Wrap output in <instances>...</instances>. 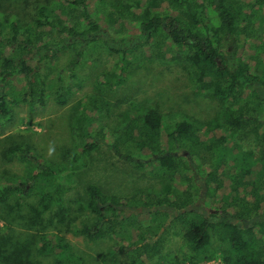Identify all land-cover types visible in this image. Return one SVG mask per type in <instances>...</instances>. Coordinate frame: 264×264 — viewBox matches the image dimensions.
Masks as SVG:
<instances>
[{
  "label": "trees",
  "instance_id": "trees-1",
  "mask_svg": "<svg viewBox=\"0 0 264 264\" xmlns=\"http://www.w3.org/2000/svg\"><path fill=\"white\" fill-rule=\"evenodd\" d=\"M31 4L33 12L26 20L16 14L0 19V119L9 116L10 106L15 104L42 108L49 80L43 67L53 65L68 51L67 83L62 69L55 73L54 85L56 100L64 103V93L80 85L77 69L86 46L96 41L126 64L127 54L164 60L173 49L191 66L199 90L210 91L228 103L221 134L212 132L205 139L186 122L163 128L162 117L154 110L126 127L123 150L127 152L120 157L141 165L154 164L170 182V190L159 195L141 193L128 200L104 196L88 184L86 208L96 215V223L72 226V234L88 241L127 240L128 245L118 250L127 254L129 264H196L217 256L227 264H264V122L257 117L264 107V42L253 46L254 72L247 49L258 28L264 30V0H144L141 7L135 1L112 4L107 0H33ZM104 27L118 38L108 36ZM127 30V36H120ZM142 48L147 56L138 52ZM238 51L244 57H236L235 62ZM259 68L261 75L256 72ZM15 81L21 84L18 88ZM246 90H250L249 96ZM246 131L253 139L251 153L240 144ZM119 145L111 147L116 155ZM96 146L94 142L85 144L81 154ZM132 146L149 158H132ZM173 148L185 149L188 157L177 155ZM6 152L34 165L28 176L32 184L39 178L56 181L53 164L29 156L28 148L12 146L4 156ZM197 175L204 183L200 194ZM26 184H3L1 189L5 194H26ZM198 201L220 214L206 217L191 211ZM125 207L133 213H125ZM154 215L157 220L149 221ZM233 219L251 223L240 226ZM173 226L183 230L187 252L182 256L161 254L160 233ZM8 241L6 236L0 237V254L4 253L0 264H21V250L11 251L12 244L7 249ZM55 248L61 259L82 264L62 236L55 243L44 236L38 251Z\"/></svg>",
  "mask_w": 264,
  "mask_h": 264
},
{
  "label": "rangeland",
  "instance_id": "rangeland-1",
  "mask_svg": "<svg viewBox=\"0 0 264 264\" xmlns=\"http://www.w3.org/2000/svg\"><path fill=\"white\" fill-rule=\"evenodd\" d=\"M32 1L0 0V19L5 16L12 18L15 14L20 20L28 19L33 12ZM107 1L112 4L135 1L137 5L141 3V7L144 0ZM104 28L108 36L118 38L107 27ZM129 31L122 32L120 36H127ZM259 42H264V30L261 28H258L257 37L252 36L248 42L253 72L256 63L253 46ZM138 52L147 56L144 48ZM70 55L71 52H64L56 63L43 67L49 80L42 108L33 110L26 104H15L10 106V115L0 119V237L9 239L7 249L11 250L12 244L14 250L11 251L21 250V264H74L61 259L58 248L40 253L39 245L44 236L53 243L57 236L64 237L82 264H129L127 254L118 250L128 245L127 240L107 237L88 241L82 235L72 234V226L96 223V215L86 208V186L92 184L104 196L114 195L128 200L141 193H166L171 184L157 172L154 164L141 165L120 157L127 152L123 150L126 127L137 124L143 114L154 110L162 117L163 128L186 122L205 139L212 132L213 135L221 134L228 103L210 91L199 90L191 66L173 49L168 51L164 60L143 56L134 58L127 54L126 64L101 41L86 46L77 69L80 85L73 87L69 94L64 93V103H60L54 94L55 73L63 69L62 79L64 84L67 83L68 73L64 68ZM236 57L242 60L243 52L238 51ZM261 61L264 62V55ZM256 72L261 75L262 69ZM106 74L111 75L106 77ZM14 83L17 88L21 85ZM249 91L246 90L245 94L250 95ZM257 117L264 122V107ZM241 138L242 148L251 153V133L246 131ZM93 142L97 144L96 148L81 154L85 144ZM117 142L120 144L118 155L111 148ZM12 146L28 148L29 156L53 164L56 181L49 179L45 182L39 178L32 184L28 176L34 165L31 167L28 162L8 152L3 155ZM129 151L134 159L149 158L146 152L134 146ZM173 151L188 157L185 149L173 148ZM196 181L200 194L201 190L204 192L202 177L197 175ZM19 182H25L28 193L2 192L3 184ZM123 210L128 215L133 213L131 208ZM190 210L206 217L220 214L205 209L203 202ZM155 219L157 216L154 215L149 221ZM160 234L163 240L161 254L182 256L187 252L181 228L173 226Z\"/></svg>",
  "mask_w": 264,
  "mask_h": 264
},
{
  "label": "built area",
  "instance_id": "built-area-1",
  "mask_svg": "<svg viewBox=\"0 0 264 264\" xmlns=\"http://www.w3.org/2000/svg\"><path fill=\"white\" fill-rule=\"evenodd\" d=\"M180 264H194V263L182 262ZM196 264H227V263L224 262L221 258H213V259L207 260L205 262H198Z\"/></svg>",
  "mask_w": 264,
  "mask_h": 264
},
{
  "label": "flooded vegetation",
  "instance_id": "flooded-vegetation-1",
  "mask_svg": "<svg viewBox=\"0 0 264 264\" xmlns=\"http://www.w3.org/2000/svg\"><path fill=\"white\" fill-rule=\"evenodd\" d=\"M199 204L202 205V201H199L198 203H196L194 205H199ZM233 223L238 224L240 226H243V225H246L247 223L250 224L251 221H246L244 219H242V220L233 219Z\"/></svg>",
  "mask_w": 264,
  "mask_h": 264
},
{
  "label": "water",
  "instance_id": "water-1",
  "mask_svg": "<svg viewBox=\"0 0 264 264\" xmlns=\"http://www.w3.org/2000/svg\"><path fill=\"white\" fill-rule=\"evenodd\" d=\"M162 209V208H161ZM152 211H154L155 209L154 208H152L151 209ZM139 211L141 212V209H139ZM147 212H149V210H146Z\"/></svg>",
  "mask_w": 264,
  "mask_h": 264
}]
</instances>
